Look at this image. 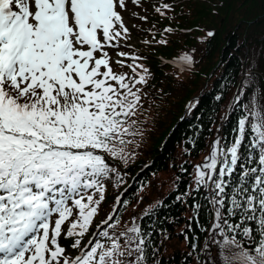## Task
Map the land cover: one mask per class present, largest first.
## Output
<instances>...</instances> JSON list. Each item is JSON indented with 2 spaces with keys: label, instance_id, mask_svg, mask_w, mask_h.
Segmentation results:
<instances>
[{
  "label": "snow or ice",
  "instance_id": "obj_1",
  "mask_svg": "<svg viewBox=\"0 0 264 264\" xmlns=\"http://www.w3.org/2000/svg\"><path fill=\"white\" fill-rule=\"evenodd\" d=\"M117 7H126L125 0H0V264H133L126 257L134 253L140 254L135 264L143 262L145 241L135 225L121 233L127 247L107 231L102 235L111 239L110 247L96 241L74 259L59 244L73 209L77 219L66 236L83 237L88 230L97 207L91 206L93 196L85 194L100 193L94 202L98 206L104 198L102 180L115 171L96 150L123 158L110 145L124 142L130 128L120 117L133 115L141 99L126 76L113 71L103 51L127 33ZM180 59L190 64L192 58ZM143 81L141 76L135 83ZM250 105L233 145L226 151L214 146L197 166L198 184L214 185L218 222L213 228L223 237L215 241L213 234L218 264H264V103L253 96ZM249 124L254 133L250 149L257 156L249 154L248 162L256 166L239 165L228 212L240 210L244 216L240 225L223 221L229 236L219 223L229 186L225 177L236 170ZM203 169L211 171L206 175ZM249 220L255 229L243 226ZM237 230L246 242L254 233L259 239L244 247ZM79 244L76 239L73 247Z\"/></svg>",
  "mask_w": 264,
  "mask_h": 264
},
{
  "label": "trees",
  "instance_id": "obj_2",
  "mask_svg": "<svg viewBox=\"0 0 264 264\" xmlns=\"http://www.w3.org/2000/svg\"><path fill=\"white\" fill-rule=\"evenodd\" d=\"M155 1L145 11L146 30L136 43L141 51L136 60L146 69L137 89L140 116L136 121L133 115L120 117L124 127L138 132L123 134V143L113 142L123 158L96 150L115 169L102 180L108 195L104 210L111 212H99L98 229L86 252L96 241L105 246L110 240L102 235L105 231L127 247V236L121 233L135 225L145 241L142 264H213L205 253L212 247L208 237L216 230L218 206L212 182L198 184L197 166L214 146L226 151L233 145L253 96L264 103V0ZM184 56L192 58L189 66L182 63ZM128 62L137 68L138 62ZM130 71L124 75L129 77ZM253 136L249 124L236 170L225 177L229 186L219 223L229 236L223 221L240 225L244 216L240 210L229 215L228 210L242 171L239 165L256 166L248 162L249 154L257 156L250 149ZM203 171L207 175L211 170ZM243 226L257 227L251 220ZM240 231L236 235L244 247L259 239L254 233L246 242ZM66 240L59 239L64 249Z\"/></svg>",
  "mask_w": 264,
  "mask_h": 264
},
{
  "label": "rangeland",
  "instance_id": "obj_3",
  "mask_svg": "<svg viewBox=\"0 0 264 264\" xmlns=\"http://www.w3.org/2000/svg\"><path fill=\"white\" fill-rule=\"evenodd\" d=\"M157 2L155 0H125L126 7L124 8H119L117 7V11L120 13V15L123 18V21L125 23V26L127 28V33H121V37L117 38L116 40L112 41V45L115 46H105L103 51L108 53L109 57V62L110 65L113 69V71L117 74H125L126 69H130L132 73L129 74V77H126V82H129L133 85L132 91L137 92V89L139 86H142L141 83H135V81L140 80V77H144L142 72H145L146 69L142 66L139 61L136 60V58L141 57V51H139L136 47V43L139 40L138 35L143 34L145 32V27L143 26V21H144V15L146 9L149 6H154ZM118 27V26H117ZM134 50V51H133ZM118 53H125L126 55L121 56L118 55ZM99 55V53H97ZM128 59H133L136 64V69H132V67H129L130 63L128 62ZM119 61V63H117ZM183 63V62H182ZM184 66H189L190 64H185L183 63ZM103 71V68L101 69ZM135 70V71H134ZM130 71V72H131ZM138 93V92H137ZM131 99V97H129ZM140 114L138 113V108L136 107L134 110L133 118H135V121L139 118ZM130 132L132 134H136L138 131L134 129L133 127H129ZM110 146H114L115 150L118 153H121V149L117 144H113ZM212 150H209L208 154L206 157H209L211 154ZM110 155V153H107ZM206 157H205V162H206ZM219 158V155H218ZM85 195H92L93 196V202L91 204L92 207H97V213L92 219L91 224L88 227V230L85 232L83 237H78V236H72L68 237L66 236V233L68 231V228L71 224L72 221L77 219V210L73 209V215L69 217L67 221L62 225V234L60 238L67 239L66 242H64L65 245V256L69 259H74L82 250V254L86 252V249L89 247L92 242L94 234L97 232L98 225L97 221L100 218V211H105V206H104V201L107 199V190L103 188V200L100 201L99 205L97 206L94 202L96 200H100V193L96 192L95 190L88 191ZM116 196V195H115ZM85 203H88L85 200ZM108 214H110L111 209L108 211H105ZM53 221L55 219V216L52 218ZM108 219L104 220L103 223L107 222ZM108 223V222H107ZM215 233V241H222L223 238L220 237L219 234V229L214 230L211 235L208 237L209 242L212 244V247L209 251L205 253L209 254L210 257L209 259L207 258V262L213 263V264H218L219 261V246L217 243H213V234ZM59 238V239H60ZM79 239L80 244L78 247H73V242ZM110 242L111 239L105 243V247H110ZM206 242V241H205ZM204 242L203 250L206 251L208 248V243ZM131 247L134 248L133 245ZM130 261L133 262V264L136 262V258L132 255L130 257ZM202 264V263H201Z\"/></svg>",
  "mask_w": 264,
  "mask_h": 264
}]
</instances>
